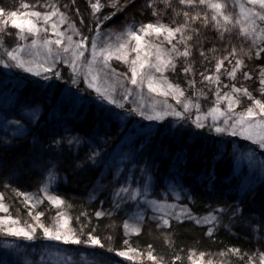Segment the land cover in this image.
Masks as SVG:
<instances>
[{"label": "rangeland", "instance_id": "1", "mask_svg": "<svg viewBox=\"0 0 264 264\" xmlns=\"http://www.w3.org/2000/svg\"><path fill=\"white\" fill-rule=\"evenodd\" d=\"M108 2H105V4H107ZM219 2L227 5L225 11L232 16L234 21V24L229 25L230 31L225 34L223 39L225 40L227 39V37L233 38L237 45L239 44L241 46H239L238 48L237 58L245 59L246 67L242 69V72L247 71L252 76L251 80H245L243 78L242 72H238L236 79L230 80V78L225 72V69L230 68V65L227 61H225L224 66L221 69L220 77L222 93L230 92L231 86L234 84L238 88H248L249 92H251L255 98L261 99L259 72L264 71V53H261L260 56H256L253 59H247L244 56V51H247L250 48L254 52L256 49V45L252 43L251 39H244L241 36V24L239 23L241 21L239 3L242 2V0H219ZM23 3H27L28 5H30V8L28 10L47 11L48 9L40 7V5H43L45 3H55L60 7L61 11H65L66 9H68L64 7V5L66 4V0H15L14 3L12 1L8 2V0H0V7H3L8 11H22L21 5ZM33 5L36 6L34 9L31 8V6ZM108 10L114 11V9L105 7L101 10L98 15L102 16V14H104V11H106L107 13ZM196 10L200 11L202 14L206 13L208 15L209 24L207 25V27L211 31L214 30L215 34H219V32L212 26V11L203 5L199 6V8ZM69 11L70 10H67V13H65L69 16L72 21L75 22L76 27L80 29L83 35L88 37L89 51L85 52V57L90 60L91 41L93 39H96L97 34L94 29L97 27V25L92 24L93 29H91L90 24L93 20L92 19L90 23H88L87 25L84 24V26L80 22L81 18L78 19L73 17L72 14L69 13ZM142 17L143 16L139 17V15L137 14L136 6L135 8H133V10L129 12V15L127 17H119L116 23L104 21L103 26L100 28L101 38L103 40H107L108 37L103 34L109 32L113 36L112 42L115 45V35L120 32H123L127 23H134L135 25L139 26L141 24L157 23V21H159L160 23L173 27L177 26L175 24L167 23L163 20H155V18L150 20L149 18L147 19L146 17ZM84 22L86 23V21ZM61 30L69 31V26L65 24L62 26ZM6 32L8 34L0 33V55L3 54L5 49L10 50L11 48H14L18 44L22 43L18 40L16 29L12 28L9 25ZM188 32H186V35L189 34ZM47 35L49 38H54L51 31H49ZM78 39H80L79 36H73V40ZM149 40H151L153 44L162 42V47L164 48L171 47V45H168L166 41L163 40V38H161V41H157L154 37L144 38L145 43H147ZM176 42V40L173 41V43ZM257 43H259V40H257ZM178 47L181 50H183L184 48L183 45H178ZM148 51L151 58L153 50L148 49ZM24 55L26 57L28 55L27 48L25 49ZM135 55L136 53L129 49V60L135 58ZM43 57L44 50L40 49L37 55V59H43ZM189 62V58H187L186 60L185 58L180 57L176 60L175 71L169 70L163 74L155 73V75L157 77H160L162 75L164 77H167V79L170 80L172 83L179 84V86L184 89L185 96L192 98L194 102L200 105V112H196L195 109H192L190 110V115L187 117V119L193 122V120H195L196 118V115H200L201 117H203L206 113H208L209 109L212 108L216 103V95L214 91L215 86L208 84L207 81L202 82L203 78L200 75L201 72H204L206 75H212L215 70L216 62L212 61L211 58L207 57L205 61L200 60V67L196 68H193V61L192 63L190 62L191 64ZM6 63H8V60L5 56L4 63H0L1 69L3 70V72L7 73L8 77L5 82L0 81V150L11 148V146H13L14 142L18 140V138L27 137L28 133H30L36 127V124L38 122L33 123L30 126V131L22 134L20 131H18L17 125L11 123L14 120H22V117V122L26 123L27 117H24L23 114L32 109L38 111L39 119L44 115V112L47 109H49L51 114H53L51 123L48 125L44 124L42 129L44 131V135L47 136V140L50 139L47 133H49L53 129L57 131H62L64 128H68L74 129V131L68 132L66 133V135L81 136L89 143L88 146L73 147L71 149L70 154L68 155L53 158V156L49 154L51 158L47 160V167L51 171L46 170L44 166H41L40 168L39 164H37L36 166L39 168H37L36 171H41L42 169V172H38V177H35L31 182H20L19 184L13 183L14 186L11 190L12 194L14 195L15 199L19 201L22 210L27 211L28 218H24L22 214L17 215V213L12 210L10 202L6 199V191H4V188L6 187V184L9 180L2 179L3 172L2 170H0V194L3 195V200L0 201V203H3L4 207L8 209L7 212L0 211V217L7 218L11 216L13 219H18L20 221V226H23L25 224L34 223L33 218L35 214L37 212H43L44 215L41 217V221L45 223V225L51 226L53 224H56V226L59 227L64 223V217H66L68 220L65 203L59 208L56 205L50 203L47 195H45V193L43 192V186L45 183H48L49 194L53 196H59V186L62 185L67 178L66 174L62 170V164L68 163L66 165L64 164L63 166L66 169L69 168V166L71 165L75 166L78 170L83 168L84 161L85 163L87 162V164H89V166H91L92 168H97L99 170L98 177H94V179H92L93 181L88 185V187L85 184L83 187L79 188L81 193L85 195V197L91 202H98L97 212L104 213V215H101V217L107 218L109 216H119L122 219L121 228L123 239H125V241L127 242L129 241L130 237L137 234L136 232L131 231V228L141 229V226L150 223L155 224V226L160 229H168L170 227L163 226L162 222L159 220V217L162 215V213L157 212L155 209L145 204L144 196L138 197L137 200L126 201L122 203L119 208L116 207L117 198L114 197L113 193L115 189H118L120 186H122V183L118 184L117 180L122 181V177L125 174L129 176L130 183L132 181H135L134 183H132V187H140L143 191V185L141 184L142 179L144 181V184L151 185L147 199H156L163 203L175 204L177 205V208L175 209V212L177 213L180 211V206H185L191 211L193 216L207 215L209 213L210 206L212 208H220L224 207L225 205L235 206L239 204L240 199H246V203L251 202L250 196L253 194L246 196L248 188H252L255 190V192H259L260 195H264V193L260 192L259 190L264 189V168H262V165H264V157L261 156V149L258 148L257 145H255V147H246L239 146L234 143L232 144L230 149L227 150L226 144L222 140L220 144H218V150H213L216 154H213L212 157L207 155V158H210V160L214 161H218L217 159L222 160L223 158L227 159L228 157L231 159L236 180L238 181L235 187V191H237L238 194V196L236 194L238 199H235L234 203L225 202L224 204H219L215 201V199H211L207 196L204 199L203 197L199 198L198 194L196 193L197 190H194V192L192 193V189H190L187 184H185V182H183L182 179L178 178V176L175 174H170L169 176L164 174L160 177H155L151 170L152 167H150L149 164L143 163L144 160H139L140 156L134 157V153L130 154L129 149L127 147V145L129 143H132L131 141H134L137 136L149 135L152 132L156 123L161 121H148L135 113L129 114V110L135 108L137 104L143 103L144 105H147V110L150 112L153 99H155L156 101L165 100V97L158 96L155 93H148L146 87L144 89L145 99L143 102L140 100V97L135 95L134 93L133 95L128 96L127 99L124 101L125 107L123 109L116 108L115 105L109 104L107 101H101L100 99L96 98L95 101L98 102V104L103 102V105L107 106V121L112 123L110 125L112 129H116V131L121 135V139L117 141V143L114 142V139L116 137L115 134L114 137L112 136V138L110 139H104V137L98 138L97 136H95L94 133H91V131L88 129H84L82 131L79 130L74 121L75 116L73 115L75 110L71 111L70 108L69 114H65V103L73 102V104L77 103L80 105V102H78L77 100L79 98L78 94L73 89H69L67 87L64 88V90L61 91L60 96L56 100H53L55 91L54 87H49L48 85H39L37 87H25L23 86V84L18 85V79L15 73L17 74V72H20L21 74H18V76H21L22 79H30L31 77L36 76H34L32 73L25 72L23 71V69L20 68H8L5 66ZM110 64L111 67L115 69V73L112 75L111 79L106 82L105 86L109 88L114 87V94L116 95L117 100H119V92L121 91V88L118 81H123L124 87L130 89L134 88V86L131 85L127 77L123 75H117L128 73L130 76L129 65L123 60H117L115 56H113V58L110 60ZM189 64L191 65L192 71L186 74L183 71V68ZM61 66L68 67V64L64 63L63 60L57 58V64L54 70H58ZM81 71L84 70L81 69ZM145 71H148V69L145 68ZM22 75L25 78H23ZM76 79L77 82L80 81L85 83L88 88V82L84 78V76L76 77ZM190 80L195 81V83L191 87L189 86ZM225 85H227V87H224ZM89 90L93 91L92 89ZM236 95L240 101V104L239 107L235 109V112L236 114H239L252 102L249 101L247 97L242 96L241 94ZM167 103L173 105L177 110H181L180 105L176 104V100L173 99L171 96L167 97ZM85 104L86 103H84L83 105ZM219 107L222 109L225 108V102L221 101ZM96 109H98V107ZM116 113H119V116H116ZM168 117L177 119V117L172 115L166 116L164 119ZM204 122L205 127L210 126L213 122L212 115H208V119ZM106 128L109 131L113 132L112 129H110L108 126H106ZM85 133H88L89 135L85 136ZM226 136L233 137L229 135ZM236 137L242 139L241 137ZM93 140L96 142V144L105 145L102 149V154H107L104 161L95 165H93L91 161L87 160V157L85 155V153L88 152L92 146H94L92 143ZM5 141H7V143H5ZM45 145L47 146L46 143ZM14 152L15 150L11 153L8 158L19 159V164L15 163L16 168L26 167L27 164V167H30L29 160L33 161L34 158L29 159L27 157V159L23 156H20L18 158L14 156ZM250 156L251 160L249 159ZM140 169L147 170L143 174V177L141 172L139 171ZM102 177L107 178L104 179ZM101 183L105 186V190H96L97 186ZM21 193H27L34 198L38 197L42 202L36 204V206L33 207V204H35V199H33V201L30 203L25 199L23 195H21ZM177 193H179V197H177ZM195 202L200 205L201 208L199 209H201L202 211L194 209ZM257 203L258 202H256V204ZM250 206L253 207V204H251ZM247 208L248 210L243 213V217L240 219L237 218L239 214H233L231 210L224 214L217 213V215L221 216V219L219 223L215 225L214 228L212 225L209 224L196 225L192 220L187 219L183 220V222H187L188 224L195 225L201 228L202 230H205L206 234L208 233V230L210 228H213V235H215V233L219 232L220 230L232 231L234 224L238 222L240 226H244L245 228H247V232L249 233L247 235L249 237H246V239H248L252 243H256L254 251L246 254V258L244 261H242L241 264H260L261 254L264 253V229L261 228L259 221H261L262 214L264 213L260 211L258 213V208L256 209L257 211L249 209L250 207ZM243 209L245 211L244 206ZM30 212L31 216L29 215ZM139 216H142L143 219H138ZM172 222L182 223L176 220L175 215L170 217V225ZM125 223L130 226L127 230L124 227ZM72 229L73 228L71 227V222L70 220H68L66 230ZM40 235L41 230L38 229L37 236ZM103 237L104 238L102 239V243L105 244L104 249L106 250V252H111L112 254V262L109 263L102 261V255H100L98 252L96 253L94 251L87 250L88 248L93 249L88 245H63L60 242L46 240L44 241V244H42L41 248L37 245L31 246L30 249L28 248L29 251H31L30 253H28V251L25 249L22 250L19 248H15V242L16 240L20 239L19 237L7 236L5 232L0 231V244H2L0 264H8L7 259H13L17 252H21L22 254H24L21 255L22 260H26L24 261V264H31L29 259L33 258L36 254H38V256L36 255V258L34 257L35 264H63L65 256L71 257L73 264H131L134 262H141L147 260L145 259V256H140L137 255V253L133 252H129V255L133 256L132 260H128L126 257L117 255V253L120 251L129 250L128 247H125L126 245L124 241L120 239L123 244H121L119 247L121 249H116L112 247V239H110L109 236L105 235ZM72 248H74L77 253L73 252ZM109 248L112 249V251H108ZM213 255L216 257H214ZM213 255H211L212 257H210L215 260L213 264H232L231 258H224L223 256L218 255V253H215ZM237 262H239V260ZM205 264H208V262L205 261Z\"/></svg>", "mask_w": 264, "mask_h": 264}, {"label": "snow or ice", "instance_id": "2", "mask_svg": "<svg viewBox=\"0 0 264 264\" xmlns=\"http://www.w3.org/2000/svg\"><path fill=\"white\" fill-rule=\"evenodd\" d=\"M179 5L185 6L189 10H174L176 16H183V23L177 26H170L157 21V23L141 24L139 26L134 23H127L123 32L115 35L116 44H113V36L109 32L103 35L107 36V40L101 38L100 28L103 26L104 21H111L118 12L126 9L129 4H134L135 0H109L107 4H102L101 0H88V4L91 8V16L93 17L92 23L97 25L94 29L97 36L96 39L91 41L90 56L91 59L85 57V52L89 51L88 37L83 35L79 28L76 27L74 21L69 16L60 10V7L55 3H45L40 5L42 8L48 9L47 11L28 10L30 5L23 3L21 5L22 11L11 10L8 11L3 7H0V33L8 34L6 32L8 26L17 30L18 40L22 43L16 47L5 49L3 54L0 55V63H4V57H7L8 63L6 67L20 68L23 71L32 73L36 77H41L43 80H50L53 77L61 79L60 72L54 70L57 64V58L67 63L71 69L72 76L70 77L73 84L77 83L76 77L84 76L88 82V88L92 89L97 98L101 101H107L109 104L115 105L116 108L123 109L125 107L124 101L128 96L135 95L140 97L143 102L145 99L144 89L147 88L148 93H155L158 96L165 97L164 101L152 100L151 111L147 110V105L143 103L137 104L135 108L129 110V114L135 113L145 120L156 121L163 120L166 116L172 115L179 119H185L190 115V110L195 109L196 112H200V105L192 98L185 96V91L179 84H174L167 77H157L155 73L163 74L169 70L175 71L176 60L183 57L187 60L191 55L189 41L193 39V35H198L199 28L196 27L197 22H201V27H207L209 24L208 15L202 14L196 9L199 6H206L212 11V26L219 32L220 38L223 39L225 34L230 31L229 25L234 24L233 18L228 14L225 9L226 4L219 2V0H177ZM75 3V0H72ZM165 3L170 7L169 0H165ZM248 5V6H246ZM33 5L31 8H35ZM68 7L67 4L64 5ZM105 7L114 9L106 16L98 15ZM148 7L153 9V15L159 17L160 11L156 8V0H150ZM241 21V36L244 39H251L252 43L256 45V49L253 52L252 49L244 51V56L247 59H253L256 56H260L264 53V0H242L239 3ZM79 9H77V13ZM55 18V19H54ZM80 22L83 23V17ZM175 23V21H174ZM69 26V31H62L63 25ZM191 31L192 34L186 32ZM51 31L54 38H49L48 33ZM73 36H79L80 39L73 40ZM145 37H154L157 41H161L163 38L170 48L162 47L161 43L153 44L151 40L145 43ZM176 40V43L173 41ZM259 40V43H257ZM30 41V43H29ZM134 42V43H133ZM178 45H183L181 50ZM55 47V50H54ZM28 49L27 57L24 55L25 49ZM44 50L43 59H37L39 50ZM129 49L136 53L135 58L129 60ZM148 49H152V57L150 58ZM215 52L216 49L211 50ZM243 51V49H242ZM200 55L207 59L205 53L201 50ZM115 56L117 60H123L129 65L130 76L128 73L117 74L123 75L128 78L131 85L134 88L130 89L124 87L123 81H118L121 91L119 92L120 99L117 100L115 88H109L105 86L112 75L115 73V69L111 67L110 60ZM238 52L235 46H232L230 50H227V55L218 59L215 64V70L212 75H206L201 72L200 75L203 81H207L208 84L214 85V91L216 95L215 105L209 109L203 117L196 115L193 123L197 128L205 127V120L208 119V115H212V124L208 127L209 131L213 129L221 136L229 135L233 137H241L244 140L250 141L252 144L257 145L260 149H264V71L259 72V85L261 99L255 98L248 88H238L234 84L231 86L230 92H223L221 90V69L224 66L225 61L228 62L230 68L225 69L227 76L230 80H235L238 72H242V69L246 67L244 58H237ZM145 68L148 71H145ZM83 69L84 71H81ZM183 71L187 74L192 71L191 65H187L183 68ZM51 73V75H49ZM245 80H251L252 76L247 71L242 72ZM195 83L194 80L189 81L191 87ZM224 87H227L225 85ZM139 90V91H136ZM91 94V93H90ZM236 94H241L248 98L252 103L247 106L242 112L236 114L235 109L239 107L240 101ZM171 96L176 100V104L180 105L181 110H177L173 105L167 103V97ZM83 99V98H81ZM223 101L226 104L225 108H220L219 104ZM119 116V113L115 114ZM27 117L26 123L22 120H14L11 123L17 125L18 131L22 134L30 131V126L33 123L38 122L39 115L35 109L29 110L23 114ZM74 131V129L64 128L62 131L53 129L47 135L50 139L46 140L47 149L41 146V155L37 156L33 161V165H42L46 170L48 169V161L44 159L45 154H51L53 158L68 155L73 147L88 146L86 141L81 136L66 135V133ZM82 131V130H81ZM88 136V133L84 134ZM59 137V138H57ZM7 143V141H5ZM34 143H39V138L34 140ZM93 145L88 152L85 153L87 160L91 161L93 165L101 163L106 157V153L102 154V149L105 145L96 144L92 141ZM129 153L141 154L140 150L135 147V143H129L127 145ZM251 160V156L249 157ZM264 168V165H262ZM142 174L147 171L146 169L139 170ZM111 174V172H110ZM106 179L107 177H102ZM129 182V176L125 174L121 180H117V183H122L118 189L114 190V197L116 200V207L119 208L122 203L126 201L137 200L138 197L144 196V203L155 209L157 212L162 213L159 220L163 226L171 227L170 217L175 215L178 222L183 220H192L196 225L209 224L213 228L219 223L221 216L217 213L224 214L231 210L233 214H239L238 219L243 217L244 209L241 205L244 200L240 201V204L235 206L225 205L220 208H212L210 206L209 213L203 216H193L191 211L185 207L180 206V211L177 213L175 209L177 205L163 203L156 199H147L150 184H144L143 179L141 184L143 185V191L140 187H132V183ZM247 187V186H246ZM96 190H105V186L101 183L97 186ZM43 192L47 195L50 203L56 205L58 208L64 205V200L59 196H53L49 194V184L45 183L43 186ZM255 190L248 188L247 195L254 194ZM28 202H32L35 199V204L42 201L36 197H32L27 193H21ZM179 197V193H177ZM3 200V195L0 194V201ZM138 202V201H137ZM0 211L7 212L8 209L4 207L3 203H0ZM31 216V212L29 213ZM43 212H37L34 216V223L25 224L20 226L18 219H13L11 216L7 218L0 217V231L5 232L7 236L19 237L23 240L34 241L37 239H45L47 241L60 242L63 245H88L95 249H104L105 244L102 243L98 236L91 233L87 235L78 234L75 230H66L68 220L64 217V223L59 227L56 224L51 226L45 225L41 221ZM97 216L104 215V213L97 212ZM138 219H143L139 216ZM261 228L264 229V214L259 221ZM14 225V226H12ZM125 229H129V225L125 223ZM213 228L208 230V235H213ZM41 230V235L37 236V230ZM131 231L139 234V228H131ZM127 244V241H125ZM112 251V249H108ZM239 255V249L231 250ZM129 252L137 253L136 249H129L128 251H120L117 255L126 257L128 260H132L133 256L129 255ZM139 255V253H137ZM147 258L152 261H156L157 258L151 251L147 253ZM204 258V254H200L201 261ZM243 257L241 256V259ZM179 259V258H177ZM63 264H73L72 258L65 256ZM197 264V262H194ZM210 264V262H209ZM260 264H264V253L261 254Z\"/></svg>", "mask_w": 264, "mask_h": 264}, {"label": "trees", "instance_id": "3", "mask_svg": "<svg viewBox=\"0 0 264 264\" xmlns=\"http://www.w3.org/2000/svg\"><path fill=\"white\" fill-rule=\"evenodd\" d=\"M11 1L14 3L15 0H8V2ZM108 1L109 0H101V3L105 4V2ZM149 2L150 0H135L134 4L130 3L126 9L118 12L109 22L116 23L119 17H127L129 12L137 6V14L139 17L143 16L142 18L146 17L150 20L155 18V20H163L167 23L179 25L183 23V16H176L174 10L178 11L183 9L191 11L185 6L179 5L177 0H169L171 4L170 7L165 3V0H156V8L161 13V15L157 17L152 14L153 9L148 7ZM66 4L68 5V9L63 12L67 13V10H70L69 13H71L73 17L78 19L83 17V21H86V23L83 22L81 23L82 25H87L93 19L88 0H75V3H72V0H66ZM77 9H79L78 13ZM111 11L113 10H108L107 13L104 11L102 16L108 15ZM92 24L91 22V29H93ZM200 24L201 22H197L196 24V27L199 28L198 35H193V39L188 42L191 51V55L188 58L191 63L193 61V68L200 67V60H206L205 57L200 55L201 50L205 53L206 57L211 58L212 61L215 62L227 55V50H230L232 46H235L238 52L240 45H237L233 38L227 37L225 40L221 39L218 33H214V30L211 31L208 27H201ZM188 33L192 34L190 30ZM213 48L216 49L215 52L211 51ZM58 71L62 77L61 79H56L55 77L50 80H43L41 77L22 79L21 76H18V74H21L20 72H17V74L15 73V75L18 79V85L23 84L25 87L48 85L49 87H54L53 100H56L60 96L64 88L73 89L78 94L79 98L77 100L80 102V105L77 103L73 104V102L65 103V114H69L70 108L71 111L75 110L73 116H75L74 121L77 128L79 130L88 129L98 138L104 137V139H110L112 136L114 137L115 134L116 137L114 142L119 141L121 135L116 129H112L110 126L112 123L107 121V106H104L103 102L98 104V102L95 101L97 96L93 91L87 88L85 83L79 81L73 84L71 82L70 77L73 74L69 66H61ZM49 75H51V73ZM7 78V73L3 72L0 67V81L5 82ZM23 78L25 77L23 76ZM84 103L86 104L83 105ZM97 107L98 109H96ZM52 117L53 114L47 109L44 115L38 120L36 127L28 133L27 137L18 138L11 148L0 150V170L3 172L2 179L9 180L5 187L7 189L4 188L7 196L6 199L10 202L12 210L16 212L17 215L22 214L24 218H28V214L27 211L22 210L19 201H17L12 194L11 190L14 186L13 183L31 182L35 177H38V172H42V169L41 171H36V169L39 167L41 168L42 165L37 167L33 165L32 160H29L30 167H27V164L26 167L16 168L15 163L19 164V159H10L8 157L14 150V156L18 158L23 156L25 158L35 159L37 156L41 155V146H43L44 149L47 148L45 145L47 136L44 135L42 129L44 124L48 125L51 123ZM106 126L112 129L113 132L109 131ZM208 127L209 126L197 128L195 124L187 118L174 119L168 117L163 119L156 123L149 135H139L134 141H131L135 143V147L139 149L141 153H134V157L140 156L139 160L142 159L144 160L143 163L149 164V166L152 167L151 170L155 177H160L164 174L167 176L170 174L177 175L178 178H181L182 181L192 189V193L194 190H197L196 193L199 198L203 197L204 199L207 196L211 199H215L219 204H224L225 202L234 203V200L238 199L237 191H235L238 181L236 180L231 159L228 157L227 159L223 158L222 160L217 159L218 161H214L207 158V155L212 157L213 154H216L213 150H218V144H220L222 140L225 142L227 150H229L234 143L246 147H255V144L243 138L239 139L226 135L221 136L217 134L214 129L209 131ZM36 138H39V143H34ZM261 156L264 157V150L262 149ZM49 158H51L49 154L44 155L45 160H49ZM64 164L66 165L68 163L62 164V170L67 178L65 182L59 186L58 194L65 202L67 217L71 222L72 230L83 235L91 233L98 236L102 242L103 236L107 235L112 239V247L121 249L119 248L120 245L123 244L121 240L125 243L121 228L122 219L119 216H109L107 218L97 216L98 202L93 203L88 200L79 189L85 184L88 187L93 181L92 179L98 177L99 169L92 168L87 162L85 163V161L83 168L78 170L75 166L71 165L66 169L63 167ZM259 190L264 193V189ZM241 200H244V203L241 205L242 208L243 206L245 207L244 212L248 210L247 207H250L249 209L258 210V213L259 211L264 213V195H260L259 192H255V194L250 196L251 202L246 203V199H240V201ZM256 202L258 203L256 204ZM251 204H253V207L250 206ZM194 206V209L202 211L199 209L201 207L197 202H195ZM236 223L232 231L220 230L216 232L215 235L211 236L207 235L205 230L195 225L188 224L187 222H172L171 227L168 229H160L153 223L144 224L141 226L139 234L130 237L127 244L125 243V247L136 249L137 253H139L140 256H145V259H147L146 261H148H138L131 264H194V262H197V264H205V261H207L208 264L209 262L213 264L215 260L210 257L215 253H218V255L224 258H231L232 264H241L242 261L245 260L246 254L254 251L256 243H252L246 239V237H249L247 235L249 234L247 228L240 226L238 222ZM44 241L46 240L37 239L34 241H27L20 238L16 240L15 248L25 249L30 253L31 251H29V249L31 246L37 245L41 248ZM72 249L73 252H76L74 248ZM233 249H239V255L231 251ZM87 250L98 252L102 255V261L107 263L112 262L111 252L108 253L105 249L96 248L95 250L88 248ZM149 251L157 258L156 261L147 258V253ZM1 253L2 244H0V255ZM201 253L204 254L202 261L200 259ZM21 255L24 254L17 252L13 259H7V263L24 264L26 260L23 261ZM36 255L38 256V254ZM36 255H34L35 258ZM241 256L243 257L242 259ZM34 257L29 259L31 264H35ZM238 260L239 262H237Z\"/></svg>", "mask_w": 264, "mask_h": 264}]
</instances>
